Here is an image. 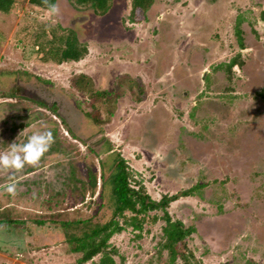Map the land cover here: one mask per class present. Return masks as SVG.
<instances>
[{"label":"rangeland","instance_id":"obj_1","mask_svg":"<svg viewBox=\"0 0 264 264\" xmlns=\"http://www.w3.org/2000/svg\"><path fill=\"white\" fill-rule=\"evenodd\" d=\"M15 2L0 11V152L46 129L55 143L39 166L16 174L15 196L0 170V264H100V255L79 263L69 237L113 218L109 176L118 158L132 187L140 182L156 201L176 195L166 210L194 227L183 242L191 264H264V0H153L138 23L128 20L132 0H113L104 15L57 0L61 12L51 18ZM45 23L62 26L58 34L76 29L86 56L57 64L30 52ZM233 58L240 62L228 79ZM78 73L91 79L85 90L72 85ZM137 80L140 101L129 88ZM118 82V96L92 108L91 90L118 92ZM32 83L70 103L77 131L26 97ZM8 216L16 222L5 223ZM164 225L163 211L152 209L140 231L114 233L115 263L184 264L169 260Z\"/></svg>","mask_w":264,"mask_h":264},{"label":"trees","instance_id":"obj_2","mask_svg":"<svg viewBox=\"0 0 264 264\" xmlns=\"http://www.w3.org/2000/svg\"><path fill=\"white\" fill-rule=\"evenodd\" d=\"M27 1L34 8H38L34 9L35 14L37 15H40L41 9H45V6L42 5V0ZM73 1L77 5L91 7L94 9V12L104 15L110 10L113 0ZM51 2L57 3V0H51ZM152 2L153 0H132L131 9L128 16L129 22L138 23L145 20L147 18V11L150 9ZM14 3H16L15 0H0V11L8 13L12 9ZM46 24L47 23L41 25V27L36 31L35 41L30 46V52L43 53L41 57L43 60H53L57 64L71 61L76 62L86 56L88 53L87 45L81 42L76 29L73 27L64 28L66 30L65 33L58 34V30L63 28L62 26L57 25L52 27L50 30H46ZM238 62L239 61L237 58H233L227 64L226 74L228 79H231L232 67L238 64ZM125 77L126 76H121L119 82ZM71 80L73 87L77 89L85 90L91 84L90 77L85 73L75 74L73 77H71ZM119 82L117 84L118 92L91 90L89 102L92 103V108L95 107L93 102H96L98 99L100 101H104L103 99L109 100L113 97H117L118 93H120L119 91H121V88L119 89ZM129 88L137 101L146 98V93L140 80L135 81L131 86H129ZM91 112H93V110H91L90 113ZM91 114H94V120L98 122L99 111L95 109L94 113ZM69 130L72 134H74L71 129ZM80 139L84 141L83 138L80 137ZM113 169H115V171L109 176L112 186L111 199L114 202L113 218L104 224L95 223L94 226L89 229L90 231L85 230L79 237H69L75 242V245L72 247V251L82 252L78 262L84 263L91 260L93 257L100 255V264H116L113 257L114 254H116V251L113 248H109V239L111 236L114 233L124 230L126 225L131 226L133 230L140 231L143 227V223L145 222L146 213L152 209H161L165 219V225L162 228V234L164 237L163 247L167 249L170 254L169 260L171 262H175L176 260L181 259L184 261V264H191L189 261L190 255H186L183 242L185 238L194 232V227L185 226L183 221L180 219H172L166 210L169 202L175 199L176 195H165L159 201H156L151 199V197L145 192L144 186L140 184V182L138 183V188L132 187L129 182L130 172L128 171L127 165L123 158L117 159ZM96 179V175L89 173V184L91 187L96 185ZM193 188H196V186ZM193 188L187 192H193ZM126 211H129L131 215L124 223H120L116 218L119 216H125ZM3 218L5 223L14 224L16 222L15 219H10L9 216L8 218ZM156 218V216H153V219ZM80 222L83 221H64L61 224L66 227L71 223Z\"/></svg>","mask_w":264,"mask_h":264},{"label":"clouds","instance_id":"obj_3","mask_svg":"<svg viewBox=\"0 0 264 264\" xmlns=\"http://www.w3.org/2000/svg\"><path fill=\"white\" fill-rule=\"evenodd\" d=\"M42 5L48 13V16L57 17L60 15V7L51 0H42ZM54 24H46V30L54 27ZM55 143V138L51 130L34 132L27 138L25 143H17L16 141L9 144L8 149L0 152V170L8 171L10 173V182L5 186L4 190L11 196H15L17 186L14 182L17 173L24 170L26 166H39L45 153H47L51 146Z\"/></svg>","mask_w":264,"mask_h":264},{"label":"flooded vegetation","instance_id":"obj_4","mask_svg":"<svg viewBox=\"0 0 264 264\" xmlns=\"http://www.w3.org/2000/svg\"><path fill=\"white\" fill-rule=\"evenodd\" d=\"M242 65H244V64L242 63ZM239 80H241V79H239ZM244 80H246V77L244 78ZM20 85L21 84L19 83V85H17L15 87V90L20 91ZM29 90H30L29 93L28 92L25 93L26 97L33 99V100H36V101H39L42 104H44L46 107H49L50 109L57 111L59 113V115L63 118V120L65 122H67L68 125H70L71 128H74L75 131L78 130V128L76 126H73V123H72L73 120L72 119L75 118L76 114H74V112H71L72 107L68 101L60 98L56 92L53 93L51 90H49L48 87H45L43 84L38 85V84L32 83L29 86ZM33 94H36L37 97H34ZM80 137L83 138V136L81 134H80ZM89 146H91V144H89ZM11 261H12V259H11ZM13 264H22V263H21V261L20 262L18 261V258H15V260H13Z\"/></svg>","mask_w":264,"mask_h":264}]
</instances>
